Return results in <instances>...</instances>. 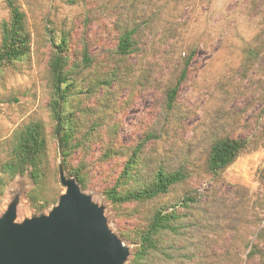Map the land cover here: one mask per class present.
<instances>
[{
    "label": "rangeland",
    "instance_id": "obj_1",
    "mask_svg": "<svg viewBox=\"0 0 264 264\" xmlns=\"http://www.w3.org/2000/svg\"><path fill=\"white\" fill-rule=\"evenodd\" d=\"M15 2L25 14L31 49L27 59L0 69V217L13 201L15 224L48 215L57 204L35 211L26 198L30 179H10L2 169L12 133L29 122L41 121L48 136L49 198L65 190L49 107V65L64 40L72 87L63 111L80 119L77 137L83 143L69 164L129 255L135 245L122 240L120 230L133 236L155 206L187 192L193 201L183 233L152 264H264V190L255 176L264 166V0ZM7 18L6 0H0V25ZM126 29L136 30L137 45L123 58L116 46ZM189 59L188 77L167 110L165 92ZM224 135L244 140L246 147L213 177L205 171L206 153ZM142 141L148 173L159 165L182 168L187 182L158 201L114 207L103 191Z\"/></svg>",
    "mask_w": 264,
    "mask_h": 264
},
{
    "label": "trees",
    "instance_id": "obj_2",
    "mask_svg": "<svg viewBox=\"0 0 264 264\" xmlns=\"http://www.w3.org/2000/svg\"><path fill=\"white\" fill-rule=\"evenodd\" d=\"M8 18L0 25V69L14 66L29 57L31 37L27 29L26 17L15 0H6ZM136 30H124L118 37L116 53L125 58L136 51ZM65 41L55 46L57 52L50 62V75L52 78L53 97L50 104L52 120L51 137L57 142L59 156V169L66 178H73L79 187L84 190L85 183L81 173L69 164V157L81 145L77 137L81 121L72 112H64L63 106L70 94L72 84L66 71L64 59ZM62 53V55H61ZM83 61L88 67L90 61L86 54ZM190 59L185 61L180 73L173 84L165 92V108L171 110L176 103V97L183 82L189 73ZM147 136L144 141L152 139ZM139 143L126 158L117 175L114 185L105 189V199L114 207L124 204H145L158 201L167 197L176 187L187 182L188 174L182 168L168 170L157 166L149 173L145 170L144 145ZM10 149L8 160L2 165L4 173L10 179L16 176H25L33 184L26 194L30 206L42 212L50 205L58 202V197L49 198L47 194L48 136L41 121L29 122L17 128L9 139ZM81 143V144H80ZM245 141L231 135H224L214 140L206 153L205 171L213 177L220 174L230 166L245 149ZM107 154L111 155L107 149ZM112 152V151H111ZM259 187L264 190V166L255 174ZM193 199L190 193H185L175 202H163L155 206L141 227L134 231L133 236L125 235L120 230L122 240L133 243L135 246L129 255L126 264H152V259L160 249L165 250V245L173 243L174 239L181 236L185 228L184 220L192 209L190 203ZM254 254V249L249 257Z\"/></svg>",
    "mask_w": 264,
    "mask_h": 264
},
{
    "label": "water",
    "instance_id": "obj_3",
    "mask_svg": "<svg viewBox=\"0 0 264 264\" xmlns=\"http://www.w3.org/2000/svg\"><path fill=\"white\" fill-rule=\"evenodd\" d=\"M65 188L48 215L13 223L16 201L0 217V264H124L129 252L107 228L103 208L59 169Z\"/></svg>",
    "mask_w": 264,
    "mask_h": 264
}]
</instances>
